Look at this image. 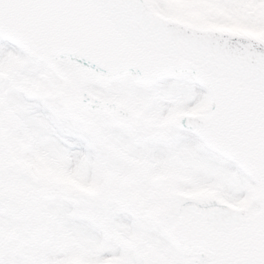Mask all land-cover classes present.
Masks as SVG:
<instances>
[{"label":"snow or ice","instance_id":"snow-or-ice-1","mask_svg":"<svg viewBox=\"0 0 264 264\" xmlns=\"http://www.w3.org/2000/svg\"><path fill=\"white\" fill-rule=\"evenodd\" d=\"M0 264H264V0H0Z\"/></svg>","mask_w":264,"mask_h":264}]
</instances>
